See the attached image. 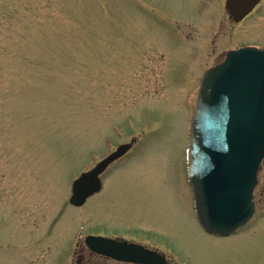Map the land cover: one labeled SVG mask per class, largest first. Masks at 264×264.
Masks as SVG:
<instances>
[{
    "label": "rangeland",
    "instance_id": "374dc122",
    "mask_svg": "<svg viewBox=\"0 0 264 264\" xmlns=\"http://www.w3.org/2000/svg\"><path fill=\"white\" fill-rule=\"evenodd\" d=\"M226 1L0 0V180L20 185L23 226L39 232L38 264L50 253L52 221V264H67L69 252L56 247L62 227L70 247L81 227L93 234L137 222L131 210L117 222L104 213L102 222L97 204L106 196L60 211L73 181L120 143L135 141L105 175L117 194L168 200L175 181L187 193L185 149L199 80L229 49L264 48V0L238 23ZM254 201L252 219L229 239L198 232L174 245L194 264H264V160ZM173 214L165 210L163 219ZM70 253L68 264H115L83 243Z\"/></svg>",
    "mask_w": 264,
    "mask_h": 264
},
{
    "label": "water",
    "instance_id": "95a60500",
    "mask_svg": "<svg viewBox=\"0 0 264 264\" xmlns=\"http://www.w3.org/2000/svg\"><path fill=\"white\" fill-rule=\"evenodd\" d=\"M260 1L227 0L226 6L233 20L240 22ZM130 147L120 146L92 171L83 173L73 184L70 202L81 206L98 192L99 175ZM263 159L264 50L245 47L230 51L223 63L206 72L193 119L188 173L199 221L208 232L229 236L252 218ZM87 244L93 251L130 259L118 256L109 239L89 236ZM146 255L142 261L155 264L153 255Z\"/></svg>",
    "mask_w": 264,
    "mask_h": 264
},
{
    "label": "flooded vegetation",
    "instance_id": "af4514ba",
    "mask_svg": "<svg viewBox=\"0 0 264 264\" xmlns=\"http://www.w3.org/2000/svg\"><path fill=\"white\" fill-rule=\"evenodd\" d=\"M229 50L224 53V58ZM209 68L205 70L207 71ZM109 143L112 144V142ZM124 144H130L131 147L125 154L113 161L100 175L102 185L99 192L91 196L86 203L80 207L72 205L69 198L68 204L66 202L62 204L60 211L62 213H68L70 208L83 209L90 205L92 199L98 198L99 196H106V201L102 200L97 204V209L99 206H102V209H99L101 212L98 211V216L101 218L102 222H108L107 220H103L107 218L104 213H110L113 215L115 219L113 222H117L116 218L124 215V212H128L129 210H131L129 220L134 221L133 218H135L137 219V222H134L133 226H129L126 229L121 228L116 231H97L93 234L83 232L81 227L75 232L70 247L66 242L64 243L65 227H62V229L59 230L57 237V249L61 248L63 254H65L66 250L70 253L71 249L77 251L83 243L88 253L111 260L115 264H151L142 261L146 258L147 253L153 255L152 261L155 264H194L192 257L188 255L182 247L174 245L176 240L190 241L196 236V234H198V232L209 238L221 240L230 238V236L221 237L209 233L199 224L195 209V194L187 174L186 149V179L184 180L185 186L187 187L186 194H180L182 190L179 189L178 181H175L170 185L172 190L171 194L172 196H175V198H170L168 200L163 199L152 201L147 198L145 200L137 201L134 200V198L123 196V193L117 194L116 188L112 187L113 184L109 183V180L105 175L115 163L125 158L131 152L135 145V141L120 143L116 148L113 147L107 155L97 161V163L102 161L109 154L116 151L118 147ZM160 186L161 185L159 184V187ZM174 192L176 194L173 195ZM19 193L20 185L16 180H0V264H38L40 260L39 254L41 244L39 242V232L37 228L28 230L23 226L22 202ZM167 201L169 202V205L166 204ZM165 210L171 211L175 213V215L173 214V216L163 219V212ZM192 222H194L196 226L193 225ZM176 223L181 227L189 225L193 230L190 232L188 229L181 228L182 230L184 229L183 232L179 231L178 233H175L171 228L173 227L172 225H175ZM54 224L55 221L50 222L49 233L47 232L46 234V240L48 241L47 251L49 249L50 253L47 255V262L43 260V264H52L50 263L51 257L58 251H55L54 238L56 235L54 232ZM89 235L111 240L117 249L116 254L118 256L127 255L130 259H118L92 251L86 242L87 236ZM41 239L44 240V237ZM69 253L67 255V264L69 263V256L71 254Z\"/></svg>",
    "mask_w": 264,
    "mask_h": 264
}]
</instances>
